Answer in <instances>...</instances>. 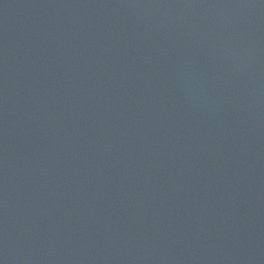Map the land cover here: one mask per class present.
<instances>
[{
    "label": "water",
    "instance_id": "obj_1",
    "mask_svg": "<svg viewBox=\"0 0 264 264\" xmlns=\"http://www.w3.org/2000/svg\"><path fill=\"white\" fill-rule=\"evenodd\" d=\"M0 264H264V0H0Z\"/></svg>",
    "mask_w": 264,
    "mask_h": 264
}]
</instances>
